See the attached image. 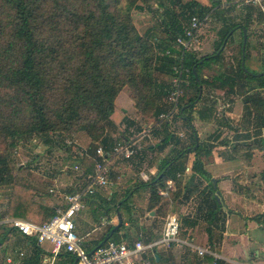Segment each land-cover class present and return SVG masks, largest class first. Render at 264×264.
<instances>
[{
  "label": "trees",
  "instance_id": "1",
  "mask_svg": "<svg viewBox=\"0 0 264 264\" xmlns=\"http://www.w3.org/2000/svg\"><path fill=\"white\" fill-rule=\"evenodd\" d=\"M123 1L126 3V0H0V88L6 89L0 90V132L12 139V146L19 143L14 138L23 134L41 135L52 146L56 143L55 132L74 136L83 131L91 141L86 157L77 156V159H81L84 168L82 176H87L94 170L95 162L102 159L97 155L100 145L108 155L118 138H128L126 134L118 138L112 134L128 121L125 112L116 105V98L125 85L132 88V96L144 115L160 122L159 132L165 134L157 146L163 148L170 141L173 137L170 122L160 119L167 106L158 104L163 99L168 103L169 81L178 60L166 54V50L176 51L174 40L184 33L191 17H208L218 0H212V4L209 0H157L156 18L144 29L138 26L145 19L138 18L135 22L130 11L152 7L141 2L144 0H130L126 9ZM244 25L249 27L248 22ZM238 26L240 24L235 23L221 28L217 50L210 55L198 56L191 50L185 51L184 64L191 69L190 85L198 87V91L207 83L212 88L235 93L239 82L242 81L240 86H243L249 79H258L264 86V75L250 74L247 67L242 66V58L237 70L232 64L226 65L228 70L211 80L199 74L212 61H220L222 52L215 54L231 35V30ZM157 27L164 30V36L156 34ZM249 97L254 98L255 107L261 112L258 111L257 118L258 128L263 132L264 97ZM198 98L189 102L194 103ZM252 113L249 105V116ZM63 145L69 148L66 143ZM212 147L197 145L193 172L187 180L176 179L175 190L168 189L167 183L170 176L176 178L171 173L174 172L172 164L179 159L176 167L185 168L190 150L182 149L162 160L160 172L151 182H146L151 187L152 207H157L159 215L165 216L180 196L193 197L198 201V217L204 215L203 208H208L205 216L209 232L216 220L225 223L224 203L217 197L212 174L203 160L211 154ZM11 175L8 157L0 155V187L13 183ZM162 189L168 190L166 196L160 193ZM33 194L27 186L16 184L7 215L31 219L41 214L40 207L32 201ZM120 202L125 205L127 200ZM3 217L4 214L0 215V219ZM130 222H137L133 214ZM196 223L197 218L190 220L186 216L181 228ZM112 228L113 225L109 226L108 232ZM120 230L110 239L121 241ZM60 255L65 257L60 264H76V254L64 251ZM207 258L211 261L214 258L216 264H225L210 254Z\"/></svg>",
  "mask_w": 264,
  "mask_h": 264
},
{
  "label": "crops",
  "instance_id": "2",
  "mask_svg": "<svg viewBox=\"0 0 264 264\" xmlns=\"http://www.w3.org/2000/svg\"><path fill=\"white\" fill-rule=\"evenodd\" d=\"M255 8L264 26L263 14L257 6ZM235 30L237 29L231 30V33L236 32ZM262 31H264V28ZM216 41H214V44H216ZM193 52L198 53L197 51ZM120 96L121 94H118L116 98V105L128 117V125H124L125 132L122 133L126 134L128 138L123 139L134 143L135 153L130 157H126L129 159L120 162L119 166L114 164L113 170L111 163H114L115 156L108 158L111 174L114 173V170L115 173L119 171L117 179H114L110 186L100 187L95 194L87 195L82 202V208L76 215V231L82 237L83 247L89 253L107 241L105 238L111 231L108 232L109 226L113 225L114 227L119 222V211L122 213L123 224L125 225L123 226L122 224L120 226L121 230L118 236L121 241H128L135 232L137 238L134 240L154 241L161 237L166 217L170 214H176L171 207L165 216L158 214L157 207H152L151 187L146 182H151L160 172L163 159H169V157H173L182 149L189 148L187 140L176 137L174 141L172 137L163 148H159L157 145L162 142L161 136L164 131L159 132L162 128L159 126L158 121L153 116L148 118L144 115V117L141 116V119L138 116H134L132 110L135 107L131 96L124 101L125 105L123 104V106L120 105L122 104ZM185 109L186 106L180 111L183 114L181 115L179 112L175 114V117L180 114L181 118H183L186 112ZM173 120L174 116L170 123ZM138 123L141 124L143 130L138 133L139 135L142 134V136L136 140V138H132L131 132L135 131L134 125H140ZM185 124L186 121H184ZM157 129L158 131H156ZM148 132L154 134L159 141L143 142L142 140L145 135H148ZM113 136H115V133H113ZM134 136H137V134ZM140 138L142 139L140 140ZM207 156H210V154ZM204 158L205 156L203 160ZM194 159L191 160L189 154L185 168L179 165L176 167L179 164V159L174 161L176 162L172 164L174 172L171 173H174L173 175H176V178L171 176L168 178V181L173 180L172 190L176 188V179L183 178V180H187L192 174ZM214 159L213 162L205 160L204 162L206 169L212 174L214 186L217 188V197L224 203V211L226 212L225 223L223 224L221 220H216L211 225L213 230L209 232L207 229L209 223L205 216L208 208H203L204 215L198 217V201L193 197L184 199L183 196H180L175 201L178 203L177 208H186L185 215L189 216L190 220L197 218L196 225L191 224L190 226L182 227L179 236L181 240L188 241L191 244L176 242L171 247L158 248L156 246L144 254L150 264H216L214 258L212 261L207 258L208 254L215 257V259L220 258L225 264H264V187L257 188V186H260L258 178L249 174L254 169L251 163L260 161L264 168V158L260 157V160L258 157L228 159L218 156ZM93 171L88 173H93ZM46 174L44 175V182L27 179L26 184L17 183L25 185L33 191L32 201L40 207L41 214H36L31 219L20 215H7L11 193L15 185L13 183L14 186L1 189L0 215L4 214L5 217L0 219V264H44L52 245H48L47 242L40 244L35 237L22 234L13 228L8 220L14 217H21L36 222L46 220L49 214H53L58 208L66 206V193L64 192L66 181H71L74 189L87 186L85 176H73L72 179L71 175H69L68 180H65L61 177L64 174L60 173L59 170L47 172ZM262 180H264V176ZM218 191L220 192L219 194ZM122 199L127 200L125 205L121 204L120 201ZM132 214L137 220L136 223L130 222ZM113 234L110 235L109 239ZM199 248L205 249L203 257L198 254ZM21 252L24 254L21 255ZM64 261L65 257L59 255L57 263L60 264Z\"/></svg>",
  "mask_w": 264,
  "mask_h": 264
},
{
  "label": "rangeland",
  "instance_id": "3",
  "mask_svg": "<svg viewBox=\"0 0 264 264\" xmlns=\"http://www.w3.org/2000/svg\"><path fill=\"white\" fill-rule=\"evenodd\" d=\"M127 1L130 0H126V3L123 1L126 9L128 4ZM211 1L212 0H209L208 2L212 4ZM141 2L151 6L152 9L139 10L132 8L130 12L134 17L135 22L138 18L145 19L144 23L138 26L139 28L144 29L152 24V19L156 18L154 10L157 8V0H144ZM258 16L259 13L254 5H246L242 2L232 0H218V5L212 11V14L202 21L199 29L200 42L198 44L194 43L191 51H197L198 56L212 54L217 50L214 41L221 39L220 30L224 25H233L235 23L244 25L248 22L249 28H247L248 41L246 46L247 57L245 60V66L247 67L246 69L248 72L255 71V73H257L263 71L264 42L261 39L260 32L263 30L264 26L262 25V20ZM238 27L235 28L237 29L235 30L236 32L228 36V39H226L225 47L221 51L222 58L220 61H212L210 65L204 67L199 73L202 78H208L211 80L220 72L228 70L226 65L228 66L229 64H232V66L235 67V70L238 69L240 58H242L241 49L243 43V33ZM155 32L160 37L165 35L164 30L160 27H157ZM241 82H239L235 93H227L223 89L212 88L207 83L202 84L200 87L201 90L198 91V87L190 85V79L188 78L185 86V97L180 105L181 108L182 106H186V112L184 113L183 118H181L180 114L176 117L174 115V122L172 121V123L169 124V130L170 133L172 132L174 141L176 137L187 140L191 160L195 158L196 144H200L205 148L213 145L210 156H205L204 158L207 162H213L215 160L214 158L218 156H223L228 159H233L235 157L246 159L258 157L259 160L260 157H263L264 132H261V127L258 128L259 123L257 118V113L258 111L260 112V110L255 107L254 98L250 99L249 96L264 97V86L258 79L245 80L243 86H240ZM0 90L5 91L6 89L0 88ZM119 94H121L120 97L122 98V104L120 105L123 106L124 101L131 96L135 107L132 110L134 116H138L140 119L141 116L144 117V113L138 106L139 104L137 105L132 96V88L129 85H125ZM198 96H200L198 100H195V102L190 105L189 101ZM158 105L162 107L167 106L163 112H167L171 108L170 103H166L164 99L161 100ZM249 105H251L253 110V113L250 116L248 114ZM160 119L170 122V119H163L162 117H160ZM184 121H186L185 125ZM18 122L21 123L20 120ZM124 125L127 126L128 121L123 122L120 128L113 131L115 137L118 138L123 132H125ZM133 127L135 128V131L131 132V135L133 136L132 138H136L137 140L142 136V134L139 135L138 133L143 130V127L141 124L139 126L134 125ZM136 134L137 136H134ZM163 135L164 133H162V136ZM196 136H198L197 139H195ZM14 139L18 140L19 143L12 146L10 142L12 139L9 137L7 138V136H4L3 133L0 132V155L8 157L14 185L17 183L26 184L25 182L27 179L44 182V175H47V172L58 170L60 173L64 174L61 175V177L65 180H68L69 175H71L72 179L73 176H82L84 171L83 165L82 170L75 167L78 161L81 162V159H77L78 153L76 152V148L78 147L79 150L88 148L91 138L85 132L79 131L74 136L55 132L54 139L56 140V143L52 144V146L46 143L41 135L23 134ZM141 139L142 138H140V140ZM70 140L74 141L68 145ZM118 140L123 141L124 139L120 137ZM142 141L149 143L159 141V139L151 132H148V135H145ZM62 142L66 143L69 148L64 146ZM114 159V163H111L112 170L116 164L119 166L118 164H120V162L129 158L119 155L115 156ZM251 165L254 166V169H252L249 174L252 177L258 178L260 186H257V188H263L264 180H262V178L264 176V168L262 163L259 161L251 163ZM118 174L119 171H116L115 173L114 170V173L111 174L112 182L114 179H117ZM13 183L2 185L0 187V192L2 188H10L14 186ZM65 184L64 192L66 194L75 190L71 181H66ZM177 207L178 203L175 202L171 209L181 218L183 224V219L186 217V208L178 209ZM131 238L132 240L137 238L136 232L132 234ZM49 243L50 242H47V244L51 246V243ZM162 247H164L162 244L158 246V248Z\"/></svg>",
  "mask_w": 264,
  "mask_h": 264
},
{
  "label": "built area",
  "instance_id": "4",
  "mask_svg": "<svg viewBox=\"0 0 264 264\" xmlns=\"http://www.w3.org/2000/svg\"><path fill=\"white\" fill-rule=\"evenodd\" d=\"M232 1L257 6L264 17V0ZM204 19L193 15L185 27L184 33L174 40L173 47L177 50H166V54L173 56L178 62L173 65L174 72L170 80V90L167 97L171 108L167 112L160 114V117L163 119L171 120L175 114L180 112V105L185 97L186 82L191 72L190 67L184 64L185 51L191 50L194 43L198 44L200 42L199 29ZM260 33L261 39L264 42V31ZM73 141L70 140L68 145L73 143ZM76 152L80 158L88 153L86 148L79 150L78 147L76 148ZM134 153V143L126 140H118L108 155H106L103 146L100 145L97 148V155L101 156L102 159L95 162L94 172L85 176L87 186L76 187L74 191L66 194V206L64 208H58L49 219L43 222H36L21 217H14L8 221L13 228L22 234L35 237L38 243H51L52 247L44 264H57L59 255L64 251L77 255L76 264H150V261L144 254L160 244L166 247H171L176 242L191 244L188 241L181 240L179 237L182 226L180 217L176 214H170L165 219L161 237L154 241L144 242L142 239H137L134 242H118L110 239L106 243L97 246L92 253H89L83 247V239L76 231V215L83 206L82 202L84 198L87 195L95 194L98 188L108 187L112 184L110 177L111 167L108 161L110 156L123 155L124 157H130ZM75 167L82 170V163L78 161ZM168 189H173V180L168 181ZM160 192L164 195L168 194L167 189H162ZM204 253L205 249H198L199 256L203 257ZM23 254L21 252V255Z\"/></svg>",
  "mask_w": 264,
  "mask_h": 264
},
{
  "label": "water",
  "instance_id": "5",
  "mask_svg": "<svg viewBox=\"0 0 264 264\" xmlns=\"http://www.w3.org/2000/svg\"><path fill=\"white\" fill-rule=\"evenodd\" d=\"M242 30H243V43H242V66L244 67V68H246V66H245V60H246V46H247V40H248V34H247V27L246 26H244V25H242ZM234 30V29H233ZM232 30V31H233ZM224 46H225V44L221 47V49L218 51V53L217 54H215V56L216 55H218L220 52H221V50L224 48ZM251 74H253V75H258V76H262V75H264V70L263 71H261V72H257V73H255V72H252V71H249ZM263 132H264V130H263ZM220 192L218 191V194H219ZM118 218H119V222H118V224H116L112 229H111V231H110V234H108L107 236H106V240H108L109 239V237H110V235L111 234H113L117 229H119L120 228V226L123 224V217H122V213L119 211L118 212ZM101 245V244H100ZM92 253V252H91Z\"/></svg>",
  "mask_w": 264,
  "mask_h": 264
},
{
  "label": "flooded vegetation",
  "instance_id": "6",
  "mask_svg": "<svg viewBox=\"0 0 264 264\" xmlns=\"http://www.w3.org/2000/svg\"><path fill=\"white\" fill-rule=\"evenodd\" d=\"M238 28H240V29H241V25H240ZM241 31H242V30H241ZM231 35H232V33H231ZM226 39H228V38H226Z\"/></svg>",
  "mask_w": 264,
  "mask_h": 264
}]
</instances>
